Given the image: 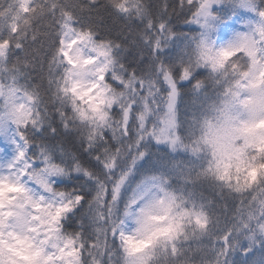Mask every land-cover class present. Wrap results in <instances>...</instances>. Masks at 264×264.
Instances as JSON below:
<instances>
[{
  "label": "snow or ice",
  "instance_id": "1",
  "mask_svg": "<svg viewBox=\"0 0 264 264\" xmlns=\"http://www.w3.org/2000/svg\"><path fill=\"white\" fill-rule=\"evenodd\" d=\"M0 264H264V0H0Z\"/></svg>",
  "mask_w": 264,
  "mask_h": 264
}]
</instances>
